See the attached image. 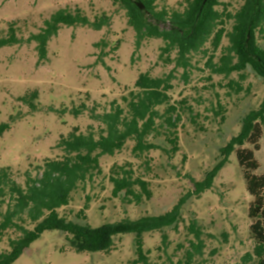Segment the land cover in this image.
<instances>
[{"label":"rangeland","instance_id":"374dc122","mask_svg":"<svg viewBox=\"0 0 264 264\" xmlns=\"http://www.w3.org/2000/svg\"><path fill=\"white\" fill-rule=\"evenodd\" d=\"M177 1L156 2L158 6L171 7ZM220 1L225 4L230 1L233 11L243 2ZM77 7L90 20L106 12L111 16L110 28L95 31L88 27L63 26L49 42L47 59L40 65L35 42L0 49V123H10L9 130L0 136V168L9 167L22 174L27 169L33 171L34 165L60 155L55 146L62 135H69L74 127L85 132L89 125H94L89 113L73 117L70 110L74 106L86 103L91 108L96 102L108 110L110 102L121 98L125 87H132L140 73L150 71L154 76H162L172 69V66L164 67L160 60L161 39L142 40L136 48L137 36L128 24L127 11L114 0H0V36H7L9 24L16 22L18 36L27 39L30 34L38 33L55 11ZM102 38L110 42L109 47L119 39L122 41L118 50L102 57L105 63L99 59L102 50L94 47ZM222 44L226 45V40ZM109 50L106 47L104 52ZM206 60L200 61L197 67L201 70L195 69L188 80L178 75L175 81L173 98L187 96L192 112L186 110L182 115L180 151L172 157L161 151L151 153L153 168L148 174L153 191L151 200L130 205L111 197L108 167L115 162L132 160L127 150L102 158L103 173L80 185L72 194L69 206L60 210L63 216L97 227L122 219L162 215L193 190L192 180H204L223 159L224 166L211 188L198 198L184 200L179 221L163 231L144 235L145 251L151 252L150 264H257L249 235L248 208L253 200L246 191L235 151L228 153L223 148L240 133L249 112L259 107L264 97V80L248 66L244 71L246 79L240 81V92L219 86L204 90V84H211L204 79L208 72L202 71ZM231 77L240 80L238 74ZM231 77L214 76L212 82L226 85ZM36 88L40 94L38 108L32 111L18 98ZM86 94L90 95L88 101ZM218 100L226 108L223 123L214 112ZM16 114H21V118L10 122V116ZM155 142L170 147L164 138ZM259 144L255 158L260 165L255 173L264 174V126ZM23 179L19 177L18 181L22 183ZM81 210L83 214L79 215ZM163 235L166 236L164 243ZM133 238L132 234L121 236L117 248L108 254L78 253L64 233L49 230L13 264H130L135 257Z\"/></svg>","mask_w":264,"mask_h":264},{"label":"trees","instance_id":"16d2710c","mask_svg":"<svg viewBox=\"0 0 264 264\" xmlns=\"http://www.w3.org/2000/svg\"><path fill=\"white\" fill-rule=\"evenodd\" d=\"M139 1L144 9L133 0H114V3L122 4L127 11L128 24L137 36L136 48L142 40L161 39L160 60L164 67L172 66V69L162 76H154L150 71L140 73L132 87H125L121 98L110 102L108 110L96 102L91 108L86 103L74 106L70 110L73 117L89 113L94 125H89L85 132L74 127L69 135H62L55 146L60 155L34 165L33 171L27 169L22 174L9 167L0 168V264H13L43 232L49 230L64 233L76 252L94 254L110 253L117 248L121 236L132 234L135 257L130 264H150L151 252L145 251L144 235L163 231L179 221L184 200L198 198L210 189L224 166L221 159L204 180H192L193 190L172 210L159 216L122 219L93 227L67 219L60 212L69 206L72 194L80 185L103 173L101 161L104 156L114 157L127 150L132 160L115 162L108 167L106 175L111 197L130 205L151 200L153 191L148 179L153 168L151 153L161 151L169 157L176 155L180 151L182 115L186 110L192 112L187 96L178 100L173 98L175 81L178 75L188 80L195 69L201 70L197 65L203 58L207 60L202 71L208 72L204 79L211 82L202 86L204 90L219 86L240 92V81L246 79L244 71L248 66L264 80V0H242L235 11L230 9V1L225 4L220 0H179L171 7L158 6L157 0ZM218 6L223 8L218 9ZM111 22V16L106 12L90 20L78 7L74 10L63 8L52 13L39 32L30 34L27 39L18 36L17 23L11 22L7 36H0V49L35 42L37 64L40 65L47 59L49 42L63 26L100 31L109 29ZM223 40L226 45L222 44ZM115 44L109 47L110 42L104 38L94 44L102 50L100 61L120 48L121 39ZM106 47L110 50L104 52ZM233 74H238L240 80L232 78ZM214 76L231 79L222 85L212 82ZM39 95L36 88L18 100L35 111ZM215 95L219 97L218 93ZM86 98L88 101L90 95L86 94ZM98 108L102 110L98 111ZM60 111L65 113V110ZM214 112L223 123L226 108L220 100ZM10 118L13 122L20 119L21 114ZM263 126L264 97L259 107L244 118L240 133L223 148L228 153L235 151L246 191L253 200L248 208L249 235L254 243L253 255L257 264H264V174L255 173L260 165L255 152L261 147ZM9 128L10 123H0V136ZM159 138H164L170 147L155 142ZM245 145L249 147H243ZM185 159L184 155L183 161ZM19 177L24 178L22 183L18 181ZM82 214L83 210L79 215ZM162 237L164 243L166 236Z\"/></svg>","mask_w":264,"mask_h":264},{"label":"water","instance_id":"95a60500","mask_svg":"<svg viewBox=\"0 0 264 264\" xmlns=\"http://www.w3.org/2000/svg\"><path fill=\"white\" fill-rule=\"evenodd\" d=\"M136 3V5L139 7V8H141V9H144V5H143V3H141V2H135Z\"/></svg>","mask_w":264,"mask_h":264},{"label":"flooded vegetation","instance_id":"af4514ba","mask_svg":"<svg viewBox=\"0 0 264 264\" xmlns=\"http://www.w3.org/2000/svg\"><path fill=\"white\" fill-rule=\"evenodd\" d=\"M134 2H136V0H133Z\"/></svg>","mask_w":264,"mask_h":264}]
</instances>
